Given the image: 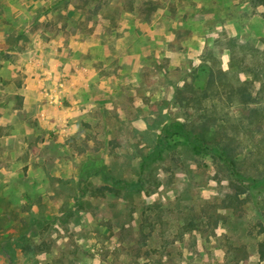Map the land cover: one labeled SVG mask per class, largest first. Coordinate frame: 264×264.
<instances>
[{
	"label": "rangeland",
	"instance_id": "rangeland-1",
	"mask_svg": "<svg viewBox=\"0 0 264 264\" xmlns=\"http://www.w3.org/2000/svg\"><path fill=\"white\" fill-rule=\"evenodd\" d=\"M148 1L0 0V264H264V155L237 136L260 181L226 207L194 132L264 103V8Z\"/></svg>",
	"mask_w": 264,
	"mask_h": 264
},
{
	"label": "trees",
	"instance_id": "trees-1",
	"mask_svg": "<svg viewBox=\"0 0 264 264\" xmlns=\"http://www.w3.org/2000/svg\"><path fill=\"white\" fill-rule=\"evenodd\" d=\"M138 2L141 0H137ZM256 4L261 5L264 8V0H254ZM144 5H147L146 10L154 9L155 6H153V1L149 0L148 2H144ZM94 10V9H93ZM148 11V12H149ZM150 15V13H149ZM224 74V72L222 71ZM226 73V72H225ZM216 79L213 77H210L208 86L205 89V92L207 93L211 87H216ZM246 84L248 82H245ZM244 83V84H245ZM231 85V84H230ZM246 86V87H243ZM248 86L247 85H239L236 87H233L237 90L239 100L238 102H241L244 104L246 109L243 111L244 119H240L239 124L236 123L235 127H233L232 132L227 124L224 123V120L220 119V121H217L215 125H210L209 118L203 119V123H200L199 125L195 126V131L201 138V140L205 141L206 143H212L215 146H218L220 150H222V153L224 154V161L229 165L230 167V174H231V181L230 186L227 191V193L224 195V205L226 207H233L238 208L245 204L247 199L244 197L245 194H250L251 190L255 188L257 185V182L260 181V178L256 177L257 174L255 173V176L248 175L249 173H246L247 169H244L241 165V153L242 149L240 147L242 146V143L237 144L235 143V140L237 136H242L243 138L250 140L247 141L249 144H253L258 151L264 155V103L261 105H256L254 102H256L255 98H253V94L248 92ZM237 103V100L234 102V104ZM191 130L194 125L192 122L190 125H188ZM215 127L214 130H211L212 127ZM228 129V131H227ZM248 130L250 135L248 137L244 136V131ZM253 130H255V134H252ZM234 132V133H233ZM260 132L263 133L262 137H258ZM231 133V134H230ZM252 137V138H251ZM237 142V141H236ZM246 142V143H247ZM251 149V148H250ZM252 151V149H251ZM249 151V153L251 152ZM257 169V167H256ZM255 169V170H256ZM259 171V170H258ZM100 186L96 187L97 189ZM99 189H101V194H106V192H109V190H114L112 186L110 185H102ZM190 228L187 230H193L195 228H198V221L195 218H191L188 221ZM259 233L262 235V239L258 243V250L257 253L260 256L261 260H264V223L261 224V227L259 229ZM23 243L30 241L27 239V237L22 233L20 236L16 239H14L15 242ZM148 253V251H147Z\"/></svg>",
	"mask_w": 264,
	"mask_h": 264
}]
</instances>
